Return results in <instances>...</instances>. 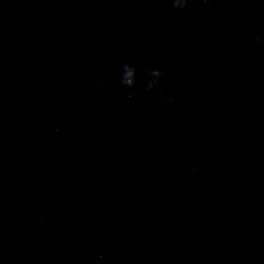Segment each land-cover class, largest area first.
<instances>
[{
    "label": "water",
    "instance_id": "obj_1",
    "mask_svg": "<svg viewBox=\"0 0 264 264\" xmlns=\"http://www.w3.org/2000/svg\"><path fill=\"white\" fill-rule=\"evenodd\" d=\"M257 36L264 0H0V264H264Z\"/></svg>",
    "mask_w": 264,
    "mask_h": 264
},
{
    "label": "clouds",
    "instance_id": "obj_2",
    "mask_svg": "<svg viewBox=\"0 0 264 264\" xmlns=\"http://www.w3.org/2000/svg\"><path fill=\"white\" fill-rule=\"evenodd\" d=\"M186 6V0H175V7L177 8H184ZM209 8H211V5L208 6ZM257 42H264L261 40L260 36L256 37ZM149 74L150 76L154 77L155 79H151L149 80L147 87L149 90H151L156 83L158 82V79L161 75H163L164 73H162L160 70L158 69H149ZM122 82L131 87L135 85V69L129 67L128 65L124 66V70H123V79ZM167 99V103L170 106L172 104V99L171 98H166ZM41 223H45V220L43 218H41Z\"/></svg>",
    "mask_w": 264,
    "mask_h": 264
}]
</instances>
